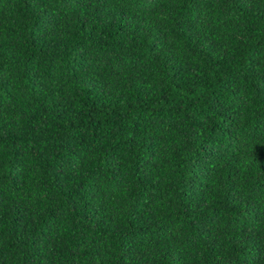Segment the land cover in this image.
<instances>
[{
    "label": "trees",
    "instance_id": "trees-1",
    "mask_svg": "<svg viewBox=\"0 0 264 264\" xmlns=\"http://www.w3.org/2000/svg\"><path fill=\"white\" fill-rule=\"evenodd\" d=\"M0 264H264V0H0Z\"/></svg>",
    "mask_w": 264,
    "mask_h": 264
}]
</instances>
